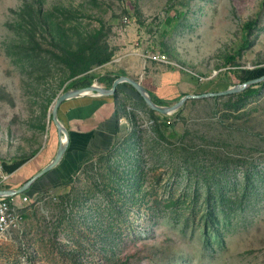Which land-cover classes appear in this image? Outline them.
Here are the masks:
<instances>
[{
  "label": "rangeland",
  "instance_id": "obj_1",
  "mask_svg": "<svg viewBox=\"0 0 264 264\" xmlns=\"http://www.w3.org/2000/svg\"><path fill=\"white\" fill-rule=\"evenodd\" d=\"M35 4L75 48L111 54L88 72L99 77L87 84L108 87L100 76L121 72L141 80L163 56L183 77L172 104L264 74V0H0L6 173L49 153L52 105L81 76L72 77L40 32L43 49L34 53L21 14L31 21ZM260 89L244 100L240 92L189 99L161 119L122 85L127 123L114 149L86 163L66 189L23 205L21 228L0 241V264H264V84ZM8 180L0 188L14 187Z\"/></svg>",
  "mask_w": 264,
  "mask_h": 264
},
{
  "label": "crops",
  "instance_id": "obj_2",
  "mask_svg": "<svg viewBox=\"0 0 264 264\" xmlns=\"http://www.w3.org/2000/svg\"><path fill=\"white\" fill-rule=\"evenodd\" d=\"M161 62L164 61L159 60L148 73L146 71L141 81L151 89L158 104L168 105L170 99L177 96L176 93L182 92L184 83L182 74L170 71V67ZM62 115L70 130L69 147L60 164L40 177L26 193L31 197L46 190L66 189L86 163L110 152L127 123L114 96L71 98L64 103ZM53 134L58 140L55 138L57 142H54L48 154H41L29 163L25 161L11 172L4 171L8 179L12 180V186H21L55 157L59 146L57 128ZM24 178L26 181L21 182Z\"/></svg>",
  "mask_w": 264,
  "mask_h": 264
},
{
  "label": "water",
  "instance_id": "obj_3",
  "mask_svg": "<svg viewBox=\"0 0 264 264\" xmlns=\"http://www.w3.org/2000/svg\"><path fill=\"white\" fill-rule=\"evenodd\" d=\"M260 82H264V74L259 77L249 79L245 82L235 84L226 89L219 91H209L203 92L199 94L187 93L181 96L177 101L169 105H159L154 97L151 89L141 80H137L127 74L118 75L111 83L110 86L106 88H98L96 83L87 84L80 83L76 84L72 87L64 90L54 101L51 109V116L53 122L57 125V128L60 132H64L65 138L61 139L59 142V146L56 152L55 157L41 170L36 172L30 179L24 182L19 187H11V188H0V197H12L19 194L26 193L30 190L35 182L58 166L66 154V151L69 147L70 143V130L69 127L63 118L62 115V107L66 101L71 98L79 97V96H88V97H103V96H114L122 85L128 84L132 86L135 91L141 96L145 105L154 112L156 116H159L161 119L165 115H169L170 118L173 117L180 109L185 105V103L189 99H198L205 97H216L220 95H229L233 93H238L246 90L247 88L258 84Z\"/></svg>",
  "mask_w": 264,
  "mask_h": 264
},
{
  "label": "trees",
  "instance_id": "obj_4",
  "mask_svg": "<svg viewBox=\"0 0 264 264\" xmlns=\"http://www.w3.org/2000/svg\"><path fill=\"white\" fill-rule=\"evenodd\" d=\"M37 6H38L37 4L32 6V12L30 14L32 18L31 21H26L24 15L21 14L22 24L25 28L27 27L26 31L29 33V40L30 42L35 44V46L33 47L34 53L39 55L40 51L43 49L42 48L43 44L40 42L38 38L40 36V33H42L43 35L49 38L50 44L54 46V50L51 52L53 53L55 58L65 61L67 65H69L71 69L72 77L81 75L78 79L76 78V79L71 80L65 86L64 90L76 84L86 83L89 80V78L94 79V78L99 77V75L96 73H88V72L96 65H103L107 63L111 59V54H108L104 51H100L99 49H98L99 51L90 49V51L88 52L87 49L75 48L73 45L74 44L73 39L68 35V33L62 27L58 26V24H55L53 22H50L49 20H46V18L44 17L43 11ZM29 25L31 26L29 27ZM251 25H252V22L246 23V26L248 28H250ZM246 44H249V42H246ZM235 59H236V53L229 55L227 56V63L232 64ZM120 74H125V73L121 72ZM120 74L113 75L112 77L100 76L102 78L100 81L105 82L109 80V82H112ZM91 83L92 81H89L88 84H91ZM263 84H264L263 82L255 84L247 88L246 90L240 92V95H242L243 97L241 99L244 100L246 99V97H250L252 95L259 93L261 90L260 86H262ZM131 91L133 94H136L137 96H139L136 92H134V90H131ZM183 95H180L179 98ZM114 98L118 102V109L120 111L117 92L114 95ZM159 104L166 105L163 103H159ZM151 112L152 114H154L153 111ZM53 125L55 126V124ZM162 126L166 128L164 129V132H166L168 129V126L165 124ZM171 127L172 126L170 125V129ZM169 135L170 137L175 136L173 130H170ZM113 149L114 147L110 150V152ZM110 152L104 155H101L99 157L105 156L109 154ZM6 188H11V187H6ZM27 192H29V190Z\"/></svg>",
  "mask_w": 264,
  "mask_h": 264
},
{
  "label": "built area",
  "instance_id": "obj_5",
  "mask_svg": "<svg viewBox=\"0 0 264 264\" xmlns=\"http://www.w3.org/2000/svg\"><path fill=\"white\" fill-rule=\"evenodd\" d=\"M159 60L166 61V58L161 56ZM6 179L8 175L5 174L4 167L0 163V183ZM14 197H0V241L8 240L19 231L24 220L23 205L35 200L37 195L31 197L26 193L19 194V201Z\"/></svg>",
  "mask_w": 264,
  "mask_h": 264
},
{
  "label": "bare ground",
  "instance_id": "obj_6",
  "mask_svg": "<svg viewBox=\"0 0 264 264\" xmlns=\"http://www.w3.org/2000/svg\"><path fill=\"white\" fill-rule=\"evenodd\" d=\"M96 86L98 87V88H106V87H103V86H101V85H99V84H97L96 83ZM54 123V122H53ZM55 124V123H54ZM55 126H56V128H57V125L55 124ZM57 131H58V134H59V141L61 140V139H64L65 138V134H64V132H60L59 130H58V128H57ZM60 143V142H59Z\"/></svg>",
  "mask_w": 264,
  "mask_h": 264
}]
</instances>
